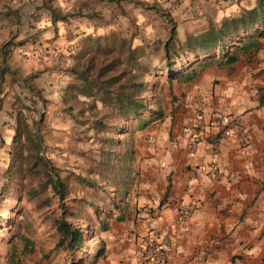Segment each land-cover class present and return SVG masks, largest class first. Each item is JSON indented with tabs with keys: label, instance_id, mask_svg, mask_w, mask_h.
Masks as SVG:
<instances>
[{
	"label": "crops",
	"instance_id": "obj_1",
	"mask_svg": "<svg viewBox=\"0 0 264 264\" xmlns=\"http://www.w3.org/2000/svg\"><path fill=\"white\" fill-rule=\"evenodd\" d=\"M6 1L0 5V48L14 44L5 61L14 83L10 86L9 74L4 78L1 139L12 136L10 105L14 94H24L21 85L49 99L47 110L57 109L60 116L50 123L52 133L57 139L66 137L72 120L62 111L61 93L77 83L64 72L79 51L76 44L117 34L114 29L107 32L97 14L82 11L80 3L130 6L134 26L142 29L130 33L133 43L148 45L146 52L162 44L170 31L182 41L186 34L204 31L209 21L216 22L217 12L223 19L237 13V7L254 6V0H51V8L66 16L52 22L42 0ZM7 11L17 15L4 17ZM155 33L164 39L153 40ZM262 40L255 53L239 55L233 64L198 67L194 80L180 86L184 89L176 101H181L177 113L164 114L133 133L132 181L116 212L121 220L109 219L105 238L104 231L94 234L95 249L101 244L106 250L91 264H149L146 250L162 241H169L167 264H264ZM8 59L15 63L11 68ZM138 161L148 178L139 187ZM141 206L148 207L146 214L135 213ZM183 208L190 213L179 224Z\"/></svg>",
	"mask_w": 264,
	"mask_h": 264
},
{
	"label": "trees",
	"instance_id": "obj_2",
	"mask_svg": "<svg viewBox=\"0 0 264 264\" xmlns=\"http://www.w3.org/2000/svg\"><path fill=\"white\" fill-rule=\"evenodd\" d=\"M50 2L45 0L43 10L51 21H65L66 16L52 9ZM10 14L17 15L7 11L3 16ZM134 38V34L84 38L72 66L64 70L77 83L62 90V111L83 127L82 133L91 131L86 140L98 145L94 177H73L75 183L90 191L91 200L68 198L69 186L60 178V170L43 154L41 120L33 118L37 102H44L40 94L25 87L33 99L21 92L13 95L10 111L14 125L0 186V213L21 215L25 205H30L35 213L42 212L39 215L47 226L49 245H39L40 261L50 263L53 256L63 254V264H91L103 254V250L89 246L90 233L79 221L87 219L91 212L95 216L101 212L98 203H105L108 209L101 213L103 220L95 217L98 232L107 229L109 219L121 220L115 212L121 209L132 181V134L164 115L159 107L146 103L143 95L150 90L146 76L161 77L168 84L191 82L198 67L230 65L239 55L255 53L259 40L264 38V0H254V6L218 23L209 21L204 31L186 34L182 41L170 31L166 40L153 45L149 52L145 51L148 45L135 44ZM13 45L9 42L0 48V108L4 78L9 74L5 61ZM155 51L160 52L158 66L147 67L145 61ZM8 76L11 86L14 79ZM258 97L260 103L261 94ZM25 221L15 222L0 214V231L7 233L4 238L0 236V248L4 249L0 252V264H21L24 256L32 252V240L27 236L32 235L33 229ZM16 242L21 245L19 252Z\"/></svg>",
	"mask_w": 264,
	"mask_h": 264
},
{
	"label": "rangeland",
	"instance_id": "obj_3",
	"mask_svg": "<svg viewBox=\"0 0 264 264\" xmlns=\"http://www.w3.org/2000/svg\"><path fill=\"white\" fill-rule=\"evenodd\" d=\"M44 1L45 0H42L43 3ZM246 2L249 3L250 0H247ZM2 3L3 5L4 3L7 4V1L1 0L0 2L1 6ZM250 7L251 6L237 7L238 12L234 13L233 16L237 15L241 10L248 9ZM79 8H82L83 9L82 11L84 12H95L98 16L97 20H99V23L105 27V30L107 32H111L112 29H114L113 31H115L117 34L121 35L122 37H127L129 36L130 33L133 32L138 33L142 31L141 28L139 29L137 26H134L136 21L133 17H131L132 13L130 11V6H117V7L93 6L92 3H89V5L88 3H80ZM213 19H216L215 23H218L221 21L222 17H220V14L217 12L215 17H213ZM151 30H154L152 26H151ZM158 33L160 34L162 33L161 28H159ZM161 39H164V37H158V34L156 33L154 34L153 40L160 42ZM262 45H263L262 50L264 51V38L262 40ZM76 47L77 49H79L80 44L77 43ZM45 48L43 51V55L46 54ZM149 60H151V62ZM8 61L7 64L9 68L15 65L14 62L11 63L10 61L9 62ZM158 61H159V53H153L148 57V59H146L145 62L147 67L153 66L156 68L158 66L157 64ZM156 72H159V70H157ZM145 80L150 85L149 88L150 90L143 95L146 100V103L152 106V108L159 107L163 111V114L166 115L176 114L178 109L181 108L180 106L181 101L179 103H176V101L181 97H183L182 96L183 93L180 92L181 89L183 90L184 88L183 87L181 88L180 86L184 82L173 81L172 83L168 84L167 82H165L163 78L155 77L153 75L146 76ZM6 87L7 86L5 84L3 90L6 89ZM21 88H23L24 95H28L25 86L21 85ZM6 98L11 100L9 94L7 95ZM48 100L49 99L42 98V101H44L42 103L37 100L38 102L36 106V111L33 114L34 119L41 120L40 136L42 140L43 154L49 159V161L54 167H57L60 170V178L69 186L68 198H84L87 200H91L90 191L75 183L73 177L76 175L88 179L94 177L93 171L95 170V161L98 158V152H97L98 145L91 139L86 140V138L91 136L92 134L91 131L86 134L82 133L83 127H79L73 121L70 122L71 125H69V127L67 128L66 137L62 139H57L56 135L52 133V127H50V123L51 121L58 119L60 116L58 115L59 113L57 109L47 110L46 103L48 102ZM13 125H14V120H13ZM0 126L2 125L0 124ZM123 126L125 128H128L127 124ZM134 134H132L133 138H134ZM9 143H10V137L4 134L3 139H1V134H0V186L3 182L2 176L7 163V148ZM143 167L144 166L141 167V161H138V178L136 180L137 187L145 184V182L148 180ZM135 190L136 189H133L131 194L135 193ZM108 196H111V193H109ZM98 206L101 208V212H98L96 216L91 212L87 219L79 221L80 225L87 228L88 232L90 233L89 236L91 237V239L88 244L92 249L97 247L98 245V243H95L96 245H93L94 242H96L94 241L95 240L94 234L98 233L95 217L97 218V220H103V214L101 213L106 212L108 210L106 208L105 203H98ZM52 208H54L53 210L56 212V206L54 205ZM146 211H148V207L141 206L138 207V209H136L135 213L146 214ZM0 214L3 217L11 218V220L15 222L19 220L24 222V220H27L25 222H28L33 229L32 235L27 236L32 240V252L26 254L21 263L23 264H63L64 263L63 254H58L53 256L50 263L40 261V255L38 251L39 245L43 244L45 248H47L49 245V241L46 239L47 226L46 224H43L41 220L42 212L35 213L30 205H25L22 209V213H20L21 215H17V214L13 215L9 212H1ZM107 222H109V220ZM106 233L107 230L102 232L104 238L106 237ZM6 234H7L6 232L3 233L0 231L1 237L4 238ZM20 247H21L20 242H16L17 252H19ZM98 247L103 251L106 250V246L102 247L101 244H99ZM3 251L4 249L0 248V252Z\"/></svg>",
	"mask_w": 264,
	"mask_h": 264
},
{
	"label": "built area",
	"instance_id": "obj_4",
	"mask_svg": "<svg viewBox=\"0 0 264 264\" xmlns=\"http://www.w3.org/2000/svg\"><path fill=\"white\" fill-rule=\"evenodd\" d=\"M190 213L189 208H183L179 212V224H182L183 220L188 217ZM143 214V213H142ZM169 241H162L160 243L152 242L146 250L145 258L149 264H167L166 252Z\"/></svg>",
	"mask_w": 264,
	"mask_h": 264
}]
</instances>
